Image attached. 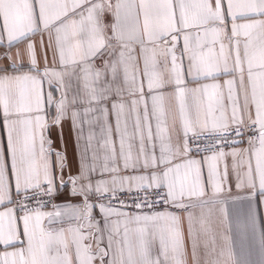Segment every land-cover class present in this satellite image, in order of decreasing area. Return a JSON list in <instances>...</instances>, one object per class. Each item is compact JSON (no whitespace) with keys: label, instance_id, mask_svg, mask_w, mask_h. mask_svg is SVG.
I'll return each mask as SVG.
<instances>
[{"label":"snow or ice","instance_id":"obj_1","mask_svg":"<svg viewBox=\"0 0 264 264\" xmlns=\"http://www.w3.org/2000/svg\"><path fill=\"white\" fill-rule=\"evenodd\" d=\"M0 48V264H227L200 236L229 158L253 231L264 202V0H0Z\"/></svg>","mask_w":264,"mask_h":264},{"label":"crops","instance_id":"obj_2","mask_svg":"<svg viewBox=\"0 0 264 264\" xmlns=\"http://www.w3.org/2000/svg\"><path fill=\"white\" fill-rule=\"evenodd\" d=\"M107 20H110L111 17H106ZM241 23L245 21H240ZM40 37H34V40L39 41ZM45 44H47L48 36L47 33L44 35ZM6 42V38H5ZM6 48H0V53L6 52ZM12 53L15 54L17 51L16 47L12 48ZM48 51L49 61L51 62V50ZM38 59H40V67L43 69V60H42V50L37 46ZM19 62L27 65L28 58L23 56L20 58ZM0 63H7V61H0ZM222 79H227L224 77ZM45 91H47V85H45ZM55 115L54 109L49 110L47 116L48 123L51 125L53 116ZM64 143L67 149L68 163L70 165V170L75 174L76 168V153L73 144V132L71 128V120L65 119L62 123ZM3 135L2 129H0V136ZM51 139L53 141V148H60V139L58 135V129L55 126L51 127ZM241 148H247L248 145L241 144ZM198 158V157H197ZM229 164V184L232 185L230 195L225 193L224 196L220 197L221 199H227L228 203L227 208V217L220 212L219 205H216L213 208L212 216L210 217L208 224L210 228V233L208 236L201 234L200 240L203 243L205 240L215 237V251L219 253L227 250L229 255L227 256V264H264V248L260 246V237L264 233V202H260L259 197L255 204L256 213H255V230L253 231L252 220L248 216V202L243 199L246 195L247 190L237 191L235 188V180L231 174V158L228 159ZM67 176V172L65 173ZM207 198V197H206ZM72 199L65 196L59 197L55 203H60L61 201ZM73 203L78 202L76 200L72 201ZM51 210V209H48ZM197 215L199 214V209H196ZM182 227L184 230L185 238L187 239V222L184 219V214L181 213ZM197 230H199V224L196 225ZM188 264H192L191 258V249L189 246L188 250Z\"/></svg>","mask_w":264,"mask_h":264},{"label":"built area","instance_id":"obj_3","mask_svg":"<svg viewBox=\"0 0 264 264\" xmlns=\"http://www.w3.org/2000/svg\"><path fill=\"white\" fill-rule=\"evenodd\" d=\"M245 140H247V136H245ZM244 144L247 145V143H244ZM120 199H128V197L127 196H121ZM157 207L163 208L164 205L161 204V205H158Z\"/></svg>","mask_w":264,"mask_h":264}]
</instances>
